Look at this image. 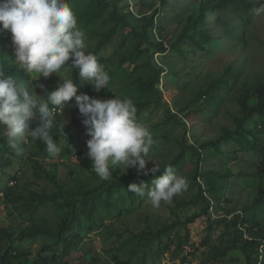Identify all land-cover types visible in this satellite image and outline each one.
<instances>
[{
  "label": "rangeland",
  "instance_id": "374dc122",
  "mask_svg": "<svg viewBox=\"0 0 264 264\" xmlns=\"http://www.w3.org/2000/svg\"><path fill=\"white\" fill-rule=\"evenodd\" d=\"M106 1L110 2L108 9L93 21L87 20V13L95 6L92 0H75L70 4L78 26L86 34L88 52L96 49L102 35L114 25L109 20L110 13H129L135 18L128 25H117L110 41L95 55L109 73L107 89L96 93L86 81L89 93L85 94L98 99H108L111 94L120 99L130 98L134 104L147 101L139 111L136 107L138 122L149 128L155 140L145 157L152 160L146 167H153L155 162L164 171L181 154L171 166L176 174L187 179L188 187L171 202L162 201L159 208H153L146 197L128 191L129 184L139 183L127 182L114 191L107 205L105 187H99L103 181L92 171L86 156L89 137L82 122L59 140L55 156L42 151L43 143L30 136L17 149L11 148L6 126L2 125L0 264H32L39 257L48 258L50 264H117L116 259L139 264L142 252L130 257L138 242L131 235L149 237L165 226L170 229L160 243L152 239L143 264H246L244 253L236 247L224 220L233 218L228 210L236 209L241 214L256 197L261 184L264 186V181L254 175L262 157L255 151H247L248 143L254 146L259 140L244 133L240 142L224 141L223 131L235 132L234 118L242 117L238 99L247 91L248 104H254L252 90L256 84L264 83V0H246L230 12H206L205 21L197 29L211 39L202 47L195 44L200 34H194L192 39L188 37L192 32L181 37L189 18L198 14L202 0ZM151 14L158 29L150 28L145 39L137 38L133 30L139 31L143 26L140 18ZM159 30L163 36L158 35ZM7 34L3 55L13 62L11 38ZM158 43L163 51L157 49ZM173 44L178 51L172 49ZM135 49L139 58L121 64V56H130ZM147 63L151 69L162 70L158 84L154 85L160 92L156 97L144 93L139 86V81L150 74L149 68L144 67ZM72 75L71 69L62 68L57 74L35 81L26 73L18 82L43 95L40 84L50 91L58 79ZM215 80L221 84L213 92L199 95ZM73 103L74 98L69 105ZM65 108L68 116L60 118L69 124L79 113L75 107ZM246 123V128L258 134L264 143V118L255 114ZM114 172L122 179L130 173L137 174L134 167L126 172L121 167ZM195 172L197 184L193 182ZM198 185L211 202L207 211L206 203L197 200ZM95 188L92 218L80 213L74 221L73 228L82 242L67 257L61 255V246L53 238L22 237V231L32 224L56 229L72 210H78L81 196L75 192ZM59 189L63 191L58 193ZM54 193L57 197L43 204L34 199L35 194ZM257 214L264 229V209ZM159 248L162 251L158 252ZM263 256L264 247L259 264H264Z\"/></svg>",
  "mask_w": 264,
  "mask_h": 264
},
{
  "label": "clouds",
  "instance_id": "9594fccd",
  "mask_svg": "<svg viewBox=\"0 0 264 264\" xmlns=\"http://www.w3.org/2000/svg\"><path fill=\"white\" fill-rule=\"evenodd\" d=\"M0 30L10 34L17 67L34 77L48 78L62 68L77 71L80 81H87L94 92L107 89L109 73L98 63L97 57L86 51V34L78 26L77 17L67 0H0ZM43 95L17 82L0 70V125L6 126L11 148L17 149L26 136L43 143L55 156L59 149L51 130L57 127L56 113L66 106L75 107L86 128L87 152L91 169L101 181L113 179V172L134 167L137 174L155 177L151 186L141 180L131 183L128 191L146 197L153 208L188 187L187 179L174 172L171 165L156 176L159 166L147 168L152 145L155 143L148 127L138 122L136 106L130 98L98 99L77 94L73 78L58 79L56 87L48 91L39 85ZM74 103L69 105L70 101ZM33 124L35 126L33 127ZM67 122L58 126L63 133Z\"/></svg>",
  "mask_w": 264,
  "mask_h": 264
},
{
  "label": "trees",
  "instance_id": "16d2710c",
  "mask_svg": "<svg viewBox=\"0 0 264 264\" xmlns=\"http://www.w3.org/2000/svg\"><path fill=\"white\" fill-rule=\"evenodd\" d=\"M75 0H67V3L70 4L73 3ZM95 3L94 9L91 13H87L89 15V18L87 20L93 21L96 18H100L102 14L108 9V6L110 5V2H107L106 0H92ZM116 1V0H115ZM115 1L111 2L114 3ZM126 1V0H123ZM165 2V1H164ZM246 3V0H202L199 7L198 14L193 17L189 18L188 23L185 27H183V33L181 35L182 38L184 36H187V33L192 32L188 34V37L192 39V36L194 34H200L199 40L195 41V44L198 47H202L203 43H207L210 41V36L202 33L200 29H197V27L205 21V13L208 11H232L235 8H239L242 5ZM141 21L143 22V26H141V29L139 31L133 30L132 33L137 38L145 39L147 37V34L150 33L148 30L150 28L153 30L154 28H157L155 26V21H153V14L150 16H142ZM109 20L114 22V25L111 26V28L102 35L101 40L98 42L96 49L92 51L91 53L96 55L97 51L102 49L105 44H107L112 34L115 32L117 25L127 24L131 21H135V18L133 17V14H117L116 12H112L109 15ZM149 28V29H148ZM136 29V28H134ZM158 29V28H157ZM159 36H163L162 33H160V30L158 32ZM8 40V34L6 30H0V70H2L5 75L13 76L17 82L20 79H23L26 75L25 72L21 71L17 65L8 58H6L3 55V52H5L4 45L6 44ZM160 43V42H159ZM156 44V47L159 51H163L162 44ZM172 49L174 51H178L176 44L172 45ZM139 51L137 49L134 50V52L130 56L122 55L120 62L121 64L125 63L126 61H132L135 62L137 58H139ZM144 67H148L150 74L144 81H139V86L141 87V90L144 93L152 94L155 97L160 94L159 90L154 87V85L159 82V76L162 70L160 69H151L150 65L147 63ZM135 69H137V66H135ZM44 78V77H43ZM72 78L77 83V94L81 93H89L88 88L86 86V81H80L78 79V74L76 70H73ZM221 84L220 81L215 80L210 82L207 87L199 93V95H203L202 93H211L215 90V88ZM56 86H51L49 90H53ZM252 96L256 99V102L252 105L248 104V92L245 91L243 96H241L238 99V103L240 106V111L242 113V117L240 118H234V122L236 124L235 132L230 133L228 130L224 129L223 133V140L228 141L230 139L240 142V137H244V133L251 136L255 141L259 142L255 144L254 146L250 143L247 144V151H255L262 157V160L260 164L256 168V172L254 175L258 177L259 179L264 181V143L261 142L262 138H258V134L253 132L252 130L246 128L247 124L246 122H249L252 120L255 114H258L264 118V83H258L256 86H254L252 90ZM116 97L114 95L108 94L107 98H113ZM118 98V97H116ZM147 101L142 102L141 104H135L136 107H138V111L146 106ZM67 117L68 112L66 108L63 112H60V114L56 115L55 123L57 127H54L51 130V134L53 135L54 141L57 144L59 140L69 131L73 130L79 123L82 122V117L80 115H77L73 120L66 124L65 128L63 129V133L59 130L58 126L60 124H64V122L61 120L60 117ZM35 124H33V127ZM2 125H0V128ZM263 134V132H262ZM261 135V134H260ZM1 140V139H0ZM46 147L43 144L42 151H45ZM181 156V154L179 155ZM177 156L176 158H178ZM173 159L171 165L173 166L178 159ZM163 174V170L156 173V176H159ZM153 175L150 173L148 176L144 175H137V174H128L126 179H122L118 177L115 172H113V179L110 181H103L102 184L99 187H105V201L107 205H110L112 196L114 191L120 189L124 184L127 182H140L141 180L145 181L146 183H150L152 179H154ZM197 174L194 173L193 176V182L196 183ZM95 188L94 190H84V191H76L75 193L79 196H81L79 200V208L78 210H72L70 212V215L64 217L61 221V223L57 226L56 229H50L47 226L41 224H32L25 228L22 231V237H28V238H34L37 236H46L53 238L55 242L61 246V255L63 257H67L72 251L76 250L79 246V244L82 242V237L80 236L79 232L77 230H74L73 223L75 220L79 219V214L84 213L89 219L92 218V200L94 198L95 194ZM198 198L197 200H202L206 203V211L211 206L210 200L206 199L203 196V191L198 185ZM63 190L59 189L57 192L61 193ZM57 197V193L50 194V195H36L35 194V200H37L38 204H43L46 200H52ZM184 205V203L182 204ZM38 208V206H35ZM263 208L264 209V186L261 184V186L258 189L256 197L252 200V202L244 209L241 214L237 213L238 210L232 209L228 210L229 215H233L232 220L225 219V223L227 224V228L230 230V233L234 236V243L237 245V248H240L247 260L246 264H259L260 262V255H261V248L264 247V229L262 227V224L258 221V211ZM195 216L189 219L191 221L194 219ZM170 229V226H165L161 231L157 232L156 234L146 237L141 234H132L131 237L134 239H137L138 242L136 244V247L131 250L130 257H134L140 252L143 254L140 256L139 264H143L145 259V251L152 241V239H157L160 243V238L167 234L168 230ZM92 230V229H90ZM212 230V225L210 226L209 232ZM245 235H248L249 238H245ZM235 246H232L231 248H234ZM162 251L161 248L158 249V252ZM255 255V256H253ZM264 259V256H263ZM127 261H120L116 259L117 264H127ZM32 264H50L48 258L46 257H39L37 260H35Z\"/></svg>",
  "mask_w": 264,
  "mask_h": 264
},
{
  "label": "built area",
  "instance_id": "2783aa9c",
  "mask_svg": "<svg viewBox=\"0 0 264 264\" xmlns=\"http://www.w3.org/2000/svg\"><path fill=\"white\" fill-rule=\"evenodd\" d=\"M57 114H60V112H57V113H56V115H57ZM245 238H247V239H248V236H247V235H245ZM261 261H262V256H261Z\"/></svg>",
  "mask_w": 264,
  "mask_h": 264
}]
</instances>
